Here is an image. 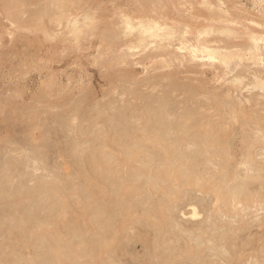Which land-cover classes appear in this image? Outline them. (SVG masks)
<instances>
[{
  "label": "rangeland",
  "instance_id": "obj_1",
  "mask_svg": "<svg viewBox=\"0 0 264 264\" xmlns=\"http://www.w3.org/2000/svg\"><path fill=\"white\" fill-rule=\"evenodd\" d=\"M43 1L12 0L11 3V0H0V109L2 108L0 110L1 168V163L3 164L6 160L3 168H0V170H2L0 171V183H2L0 184V189L2 187L6 188V186L10 188L11 185V191L14 190L16 192L15 194V192L13 193V191H8L10 190L8 188V190L2 188L1 190L5 193L0 190V192L4 193H0V204L2 202V204H6L7 206V203L9 201V203H14L13 198L15 200L16 196L19 195L17 198L23 199H20L18 201V204L13 205V207L15 206V209H20V205L24 204V200L26 204H24L25 206H23H28L27 210H25L22 206L20 210H15L14 208H11V203L9 204V210L6 206L3 207L2 205H0L1 212L4 211L7 214L9 213V216L7 214L4 215V217L8 219L0 217L1 220L3 219L2 222H7L6 224H9L8 222L11 221L12 223L14 221V218L15 220L21 218V215L23 216V214H25L24 212L28 211V213L30 214L34 210H36L35 206L38 207L36 203L39 204L38 199L41 200L42 196L44 198L45 193L41 195V192L43 190L47 192V187H45L44 181H50L49 179H51V181L54 182L58 181V179L60 178L59 180H61V182L63 181V183L60 182L61 184H64L65 187L67 184L66 188H69L68 190H70V188L72 187V190L74 191L80 188L79 185L82 189V185L84 184L83 179L87 174L95 171L98 175L99 171L103 169L101 172L103 173L104 171V175L100 172L101 175H103L102 177H100L102 181H100L99 177L96 180V182L99 181V184L107 186L109 188L110 186H108V184L106 183L108 181L110 182V180H112L111 183L113 185L111 183L109 185H112L114 187L117 185L116 183L119 184L123 181L128 184H130L132 181H138V184L141 186V191L143 189L142 192L145 196L139 197L138 194L140 193V191L136 195V204L139 208L130 211L131 213L128 216L130 221L128 220L127 222H124V225H121V229L118 230V232L115 231L114 239L116 243H113L111 247H113L116 252H114L115 254L113 255H111L112 253L108 254L111 252L110 250V252H106V255H103V259L105 261L103 260L104 262L102 261V264H106V262L108 264H165L167 261L168 262L166 264H264V191H262L264 190V170H262L264 169V61H260L264 60V39L261 34L262 32H264V0H51L50 3H46V1ZM20 3L23 4L22 7L20 6ZM44 4H48V6L52 8V20L49 21V19L46 18L43 22H39V19H35V12L40 9L39 6H44ZM151 5L154 7H152ZM16 8L21 9L16 10ZM141 11L145 12V18L141 16ZM12 14L14 15L12 16ZM127 15H129L131 18H129ZM121 19L128 20V22H126L125 20L124 22H122ZM143 24H145L146 26ZM226 29H229L232 32L228 33L224 31ZM47 35L48 38L46 37ZM201 43L208 45L211 49L216 48L221 51V53L224 55L223 58H225L228 63L226 64L223 59L217 56L218 54L216 53L215 54L217 58H210L206 52H196L194 54L192 51H190V49L187 48L191 44L201 45ZM257 53L260 54V60H258V58L254 56ZM196 57L197 59H192ZM258 81L260 82V84H257ZM227 99L231 100L230 103ZM236 102L239 105H237ZM162 103L164 104L162 107L164 108L165 106V109H167V116L166 114H163L165 118L161 117L162 113L160 106L162 105ZM223 107L226 108L223 109ZM165 109L163 110L164 113H166ZM149 110L151 111L149 112ZM232 110L237 113L236 116H233V114L235 113L232 112ZM100 111H102L103 113H101ZM228 112L230 114V117L227 116ZM96 113H101L104 117L100 116L101 114L97 115ZM158 113L160 116L158 115ZM200 113L202 116H204V118L199 115ZM243 113L247 114L243 115ZM151 115H158V119L154 120L155 117L153 118V116ZM148 116L150 117L152 124L150 122H147L148 120L146 119L148 118ZM182 116L186 117L183 118ZM245 116L246 118L243 121V117ZM96 117H99V119ZM255 117L258 120H256ZM109 118L111 120H108ZM232 118L234 120H232ZM9 119L10 123L8 124ZM103 119L105 121H103ZM115 119L118 120L117 122L119 123L120 127L118 126V123H116V121H113L114 123L112 122V120ZM250 119L253 122H256H254V124H251L253 122H251ZM106 120H108L107 123ZM197 120L200 121L203 126L200 125ZM209 121H211V123ZM80 122L82 124H80ZM242 122L244 123V125ZM197 124L199 126H197ZM111 125H113L112 130L115 128V126L117 127L113 130L114 133H117V135H122L125 133L126 135L124 136L126 138L128 137L126 140L130 144L126 143L127 141L123 137V140L126 141H123V143L125 142L126 144L121 143L122 147H125L127 144L131 146L132 141L138 144L136 145L135 143H133L131 148L135 151L137 150V154L134 152V150H132L135 153L133 154L135 157L133 158L135 162L133 159L132 162H129L131 164L126 163L127 165L125 163H122L121 161L119 162V160L125 158V156L122 155L123 153L119 146H116L115 148V145L112 144L111 147L110 144V146H107L106 148L104 147L105 149L102 148V154L104 155L103 157L107 159L106 161L108 162V165L105 162L103 163V165L106 164L104 167L101 164L103 167L102 168L98 163H94L100 169L99 170L96 168L94 170L92 169L94 164L91 162V160L93 159H90V156H87V161L85 159V154L88 153L87 155H90L95 150H99L98 147L101 146H99L98 143L100 140H102L101 138H104L106 136L104 132L105 127H111ZM208 125L210 127H208ZM216 125L217 127H220V125L222 127L216 128ZM144 126L153 127L155 128L154 130L157 133L168 135L171 139L174 138L175 140L172 139L174 141L173 144L171 143L172 145L170 144V147L175 148L171 149H176L181 153L184 152L191 155V159L189 160L190 163L194 165L196 164L194 166L195 168L197 166L196 171H199L198 173L201 172L199 174L201 179L199 182L200 184H193L194 182L191 183L190 181V185L186 183L188 182L187 178L189 177V174L181 175L182 177L179 176V178L177 179L172 177L170 178L168 175H166L167 177H162L166 173L164 171L167 170L166 168H168V166L176 156L174 157L172 156L173 154L171 155L167 152V148L169 147L168 142L170 140L165 141L166 144L163 141L162 144L157 145H155L154 143L152 144V142H146L144 140H141L142 142L140 141L139 143V141L137 140L139 138L137 136H142V133H145V131L142 130L144 129ZM215 128L216 130L214 131H219L220 129L221 138H224L223 143H221L222 141H219L220 143L214 142L215 145L213 143V147L217 149L216 151H218V153H216L214 148L211 149V147H207L206 149L203 140L201 142L202 133L205 134L204 132H206L205 130L207 129H209L207 131H211L210 129H212L213 131V129ZM224 128H226L229 135H225ZM38 129L40 130L38 131ZM50 129L53 130L51 131ZM178 129H183L184 131H178ZM185 129H188V131L186 130V133ZM202 129L204 131H202ZM43 131L45 132L42 133ZM89 131H91V135ZM128 131L131 132L128 133ZM164 132H167V134H164ZM81 133L83 134V136L80 135ZM242 133H245L246 136ZM76 134L78 135L75 136ZM87 136L89 138H86ZM116 136H113L114 140L116 139ZM40 137L46 138L47 140H42ZM181 137L183 140L181 139ZM188 137L190 139H188ZM193 137H201V139L198 140L196 138L197 140L193 141L191 140ZM246 137L249 138L247 139ZM30 139H32L33 141ZM38 139L41 141H38ZM87 139L91 140H88V142ZM28 140L31 143L30 145L28 143ZM198 141H200L201 143ZM177 142H179V144ZM187 142H189L190 144ZM249 142L252 143L250 144V146ZM73 143L75 147L73 146ZM77 144L80 146H78ZM165 145L166 147L164 150L163 147ZM133 146L135 147L133 148ZM140 146L142 149L140 148ZM69 147L71 149H69ZM109 147H111L112 149ZM117 147L119 150L117 149ZM78 148L82 153H80ZM80 148H82L83 151ZM195 149H197L198 153H196ZM224 151L225 154L223 153ZM74 152L75 154L76 152H79L76 155L79 154L83 156L79 158V156L77 157L74 155ZM165 152L167 153L165 154ZM210 152L216 154H211ZM39 153H41V155ZM160 153H162V155L164 156H162ZM208 153L211 155H209ZM228 156H231V159H229L230 161L225 160V157L226 159L229 158ZM46 157L48 159H46ZM193 157L194 159H196L195 161L194 159H192ZM78 158L81 160H79ZM82 158H84V160H82ZM7 160H12L13 163H11V161L10 163H8ZM208 160H210L211 162ZM248 160L250 161V163ZM14 161L18 162L17 165H19V162L20 164H23L19 165V167L14 166L16 164ZM89 161L92 165L87 164L89 163ZM79 162L80 165L78 164ZM251 162H254V164H252ZM165 163L167 164L166 166ZM198 163H200V165H203L205 163L207 164V167L205 165L200 166ZM10 164L13 166V168H11L12 166L10 167ZM82 164H85V166L81 167ZM121 165L123 166V168ZM88 166H91L90 169H88ZM118 166L122 170L119 169V171ZM228 166L231 168H229ZM9 167L10 170H14L15 168L17 169H15L14 171L11 170L12 172H9ZM221 167L224 169V171ZM84 168L86 170H84ZM158 168L160 169L159 171ZM146 169L148 170L147 173H145L147 171ZM161 170L163 171L160 172ZM235 170L239 171H236V173H234ZM137 171H139L140 174L135 175L136 178L134 177V181V178L131 176H134ZM114 172L117 175H115ZM141 172L147 175V178L145 174V176H141V179L143 181L140 179V175L142 174ZM222 172L226 173L222 175ZM1 173L6 174L2 175ZM11 173L13 177H11ZM149 173L152 175H150ZM252 173H256L255 176ZM81 174L84 176H82ZM105 175L111 176V179L108 178V180L105 177L107 180H105L106 183L103 180V177ZM220 175H222V179L220 178ZM248 175H252L253 177L251 176L252 178H249ZM120 177L122 178V181L120 180ZM153 177L154 179H152ZM230 177H234L233 180ZM4 178H6V180ZM143 178H146L145 181ZM156 178H158V180ZM225 178L226 183H224ZM7 179L9 180L7 181ZM114 180H116V182H113ZM117 180L119 181L117 182ZM152 180L154 181V183ZM220 180L223 181L220 182ZM4 181L7 182V185H5L6 183ZM51 181L49 183H51ZM141 181L142 184H140ZM10 182L11 184H8ZM20 182L24 184H22V187L20 186ZM42 182H44V184H42ZM148 182L155 184L157 187L149 185ZM157 182L158 184H156ZM163 182H165V184ZM182 182L184 184H182ZM219 182L222 183V185ZM243 182L245 183V185H252H249L250 187L248 185L245 187L247 193H245V190L242 191V189H244L242 188L244 187ZM17 183H19V186L16 185ZM15 185L18 189L14 188ZM34 185H36L35 188L38 187L39 191H35V189H33ZM158 185H161L162 187H159ZM237 185L239 188L238 190L236 189L237 187H233ZM74 186L76 187V189L73 188ZM41 187L44 189H42ZM229 187L231 189L230 191ZM19 188H22L21 190H23L22 195L17 193V190H19ZM24 188H28V190L25 191L26 189ZM110 188L112 189V187ZM151 188L154 190V192ZM155 188H158L159 190ZM86 189L83 186V190L85 191ZM144 189L146 190L144 191ZM83 190H77L75 193L77 198L74 199L78 202L80 201L77 206H79L78 208L81 209H79L81 211H79V215L82 214V217L80 216L79 218L78 215L77 217L79 218V221H72V224L76 223L77 225L83 226H78L76 228H78V230L82 229L81 231H84L83 233H85L86 229L84 228H87L89 223L90 225L92 223V225L97 224L95 221V216L98 213L96 212L97 214H93V218H90V215L95 212L94 209L97 210V205H99L100 203L102 204L104 200L108 201H105V204L103 203V208L98 206V212L101 213V211L105 210L107 211V213L105 214L104 211L103 214H101L99 218L97 217L96 219L100 220V222H103L104 220H107L108 214H111L108 220L112 222L113 219L110 220L112 214L116 213L117 210L119 211V209L121 208V203L119 204V199L121 202V198H117L116 191L114 192V194L113 189V191H110L112 192V194L108 192V194L106 193L105 195V193L103 194V191H101V188H98L97 190L96 188L93 189L95 191H88L87 189L84 192ZM81 191H83L82 194H80ZM125 191L124 194L127 193V191ZM227 191H229V193L233 191V193H236V195H238L235 196L236 198L234 197V199L230 197V199H228V197L227 199L224 197H220L219 192L225 193ZM27 192L30 194L33 192L34 194H29L26 198L25 195ZM152 192L153 195H151ZM244 193L247 195H245ZM72 194L74 195V193ZM90 194L91 196L93 195L92 198L88 197L90 196ZM159 194L162 195L160 196ZM250 194H252L253 196L252 199H250ZM47 195L52 194L49 193ZM47 195H45L44 200H42L43 203L41 202V204L39 205L40 208L38 207V210L34 211L33 214H35V212H37L35 215L40 214L44 211V207L45 209H47L46 206L48 205L50 200L52 202H50L49 205L52 204V208L48 206L49 210L43 213V215H48L50 211L53 212L55 210L58 205V198H56L55 196L53 197V195L48 196L50 198H46ZM240 195L244 196L243 199ZM2 196H4L5 198H3ZM8 196H10L11 198ZM76 196L71 195V199L75 198ZM162 196L164 198H162ZM31 197L33 198V200H31V202H28L31 204L34 203V209L33 206L31 207V204L27 205L28 202L26 200H28V198L29 200L32 199ZM150 197H152V199ZM138 198L140 203H138L137 201ZM34 199H37V202H35ZM45 199L47 200V202ZM116 199L118 200V204L120 206L116 204ZM167 199H169L170 202ZM74 200H72V202ZM172 200L174 201L172 202ZM261 200L263 202H260ZM111 201L116 203H113ZM110 202L113 203L112 205H114V207ZM158 202L159 204H164V207L162 208L164 214L162 215V217L157 216L160 219L155 217V215H157L155 210L159 209L157 208L159 207ZM45 203L47 205H45ZM107 203H110V205H108ZM171 203L172 205H170ZM42 204L45 206L43 207ZM143 204L144 206H146L145 208H143ZM80 205L86 212L80 207ZM84 205L86 206L85 208L83 207ZM108 207H110V209ZM31 209H33V211H31ZM137 210H139V214ZM140 210L142 211L141 214ZM13 211L17 212L15 213ZM10 212L13 214H11ZM84 212L87 213L86 216L88 217L84 215ZM148 212L149 214L147 215ZM28 213L26 212L27 215L22 217L23 219L21 218L22 221L19 225L21 226L23 222L24 224H26L29 220H31L25 226L26 229L29 230L32 225L29 223H33L32 219L34 220V218L31 219L28 216ZM14 214L16 215V217H11V215L14 216ZM18 214L19 216L17 218ZM31 216L34 217L33 215ZM27 217H29L30 219ZM66 217L58 220L56 219V222L53 221L52 225L54 226L52 227V225H48V230L47 228L43 227L44 230H47V233H45L44 236L42 235L43 237L40 236L41 238H39V241L38 239H35L37 238V236L34 237V240H31V243L32 241H38V248L36 249L35 247H33L28 250L25 249L24 251H21L18 245V243L20 244V241L22 240L21 232L24 230V224L22 226L23 230H21L17 229L14 226L17 224L16 222H13L14 224L10 223L9 225L11 226L9 227V225H3V223L0 221L2 223H0V236L2 237L3 235H5V237L0 238V256L2 253H4L1 258L2 260L0 259V264L1 261H3L8 256L10 257L6 258L2 264H5L7 260V264H17L18 259H20L18 264H33L32 259L34 260V264H47V260L49 261L50 258L46 259L45 256L47 255L49 257V255L48 253L45 254V251L47 252L49 250V241H46V243L48 242L49 245L48 248L46 247L48 250L44 249L46 243L43 242V244L40 241H42L43 238H49L47 240H52L50 239L52 235H48L51 227L53 232L50 230V234L57 231L56 236L55 234H53L55 236L53 240H60L61 238H63L62 241L65 239L68 241V239L71 237L70 235H72L71 239H74V235L76 234V231H78L74 227L76 225L73 224L74 226H71L72 218L68 216L67 220ZM84 217L85 219H83ZM143 217L144 219L146 217L145 221L143 220ZM88 218L92 220H88ZM138 218L139 222L138 220H135ZM9 219L11 220L9 221ZM27 219L29 220L27 221ZM108 220L107 223L109 222ZM167 220H170L172 222H167ZM68 221L70 227L68 226ZM84 222H89L86 223L87 227H84ZM104 222L106 223V221ZM92 225L88 228L94 227ZM6 227L9 228L8 230H10L12 227V229H14L13 231H15L13 232V234H9L11 238L8 237L7 233L9 231L6 230ZM54 227H56V230H53ZM156 227L158 229H156ZM70 228L74 230L71 231ZM41 230L43 229H40V231ZM44 230L42 231V233L44 232ZM3 231L6 234H1L3 233ZM72 232H75V234L73 235ZM155 233H157V235ZM47 235L48 237H46ZM177 236L180 237V239ZM13 237L17 240H15ZM206 239L207 241H205ZM43 240L45 241V239ZM176 240L177 242H175ZM34 242L32 244L36 246ZM187 243H189L190 245ZM38 244L41 245V248L43 245V252H41V249L39 250ZM53 244L54 241L51 246ZM153 244H155V246ZM199 244L203 248L200 247ZM114 246H116L117 249L114 248ZM163 246H166L167 248H164ZM10 248H13L12 250L16 248V250L14 251L11 250V253L14 252L12 254L13 258L12 255H9L11 254ZM185 249L188 252H186ZM34 251L36 252V255L34 253H31ZM7 252L9 253L8 256L5 255L7 254ZM37 253L41 256L40 259L35 257L37 256ZM117 253L118 256H116ZM149 253L154 254H152V256ZM189 253L191 255H189ZM19 254L21 257L19 256ZM41 254L45 255L44 258ZM107 254L109 255V257H106L108 256ZM193 254L197 256L195 257V255ZM33 256L36 259L33 258ZM189 256L192 259H190ZM72 258H74V261L72 260L70 262L69 259L67 261L69 262L68 264H89L88 259L92 261V257L90 255H85V257H77L78 261L77 259H75V257ZM111 258H113L115 262ZM29 259H31L32 262ZM203 259L205 260L203 261ZM26 260H29L28 262L31 263H27ZM37 260H41L42 262L40 261V263H37ZM107 260L110 261L108 262ZM170 261H172V263ZM62 263L64 262H61L60 264ZM93 263V261L90 262V264ZM55 264L59 263L56 262Z\"/></svg>",
  "mask_w": 264,
  "mask_h": 264
},
{
  "label": "bare ground",
  "instance_id": "obj_2",
  "mask_svg": "<svg viewBox=\"0 0 264 264\" xmlns=\"http://www.w3.org/2000/svg\"><path fill=\"white\" fill-rule=\"evenodd\" d=\"M9 1V0H8ZM19 1H21V0H19ZM43 1V0H42ZM44 1H46V3H50V1L51 0H44ZM43 1V2H44ZM13 2H15V1H13ZM18 2V1H17ZM97 2V1H96ZM11 3H12V0H11ZM11 3H10V5H11ZM40 3H41V1H40ZM40 3H39V5H40ZM16 4V3H15ZM21 4V3H20ZM20 4H18V5H20ZM104 4V3H103ZM157 4V3H156ZM159 4V3H158ZM8 5V4H7ZM180 5V4H179ZM21 7L23 6V4H21L20 5ZM152 6V5H151ZM168 6V5H167ZM182 6V5H181ZM15 7V6H14ZM18 7V6H17ZM40 7V9H38V11L37 12H35L36 13V17H35V19H39V22H43L44 21V19H49V21L50 20H52V8H50L49 6H48V4H44V6H39ZM141 7V6H140ZM152 7H154V6H152ZM18 8H16V10H17ZM21 9V8H20ZM20 9H18V10H20ZM6 10V9H5ZM146 11V10H145ZM19 12V11H18ZM142 13H141V16L142 17H144L145 18V16L144 15H146L145 14V12H143V11H141ZM152 12V11H151ZM12 13V12H11ZM19 14V13H18ZM126 14V13H125ZM155 14H157V13H155ZM204 14V13H203ZM14 14H12V16H13ZM17 15V14H16ZM60 15V14H59ZM150 15V14H149ZM162 15V14H161ZM213 15V14H212ZM18 16V15H17ZM129 18H131L129 15H127ZM141 16H140V18H141ZM153 16H155V15H153ZM200 16V15H199ZM210 16V15H209ZM15 17V16H14ZM58 17V16H57ZM60 17V16H59ZM127 17V18H128ZM134 17V16H133ZM197 17V16H196ZM16 18V17H15ZM33 18V17H32ZM87 18H88V16H87ZM90 18V17H89ZM143 18V19H144ZM119 19V18H118ZM122 20V19H121ZM125 20V19H124ZM124 20H122V22H124ZM192 20H194V19H192ZM197 20V19H196ZM20 21V20H19ZM126 22H128V20H125ZM33 22V21H32ZM25 23V22H24ZM129 23H130V21H129ZM31 24V23H30ZM29 24V25H30ZM38 24H40V23H38ZM50 24V23H49ZM120 24V23H119ZM126 24V23H125ZM36 25V24H35ZM89 25V24H88ZM143 25H145V24H143ZM33 26V25H32ZM40 26V25H39ZM85 26V25H84ZM90 26V25H89ZM146 26V25H145ZM144 26V27H145ZM225 26V25H224ZM44 27V26H43ZM92 27V26H91ZM143 27V28H144ZM36 28V27H35ZM38 28H40V27H38ZM87 28H89V27H87ZM142 28V29H143ZM148 28V27H147ZM19 29V28H18ZM105 29V28H104ZM145 30V29H144ZM43 31V30H42ZM51 31V30H50ZM146 31V30H145ZM224 31H226V32H228V33H231L232 31H230L229 29H226V30H224ZM10 32V31H9ZM37 32V31H36ZM40 32V31H39ZM45 32V31H44ZM4 33V32H3ZM17 33V32H16ZM82 33V32H81ZM141 33V32H140ZM45 34V33H44ZM48 34V33H47ZM262 34V37H263V39H264V32H262L261 33ZM33 35V34H32ZM54 35V34H53ZM78 35V34H77ZM47 38H48V35L46 36ZM54 37V36H53ZM75 39V38H74ZM58 40V39H57ZM50 41H52V40H50ZM75 41V40H74ZM34 42V41H33ZM72 45V44H71ZM75 46V45H74ZM188 49H190V51H192L194 54L196 53V52H206L208 55H209V57L210 58H214V57H216V54H218L217 56L219 57V58H221V59H223L224 61H225V63L227 64L228 62L226 61V59L225 58H223V54L221 53V51H219L218 49H216V48H214V49H211L208 45H206V44H202L201 43V45L200 44H191L190 46H188L187 47ZM114 52V51H113ZM61 53V52H60ZM192 53V54H193ZM216 53V54H215ZM215 54V55H214ZM190 55V54H189ZM191 56V55H190ZM189 56V57H190ZM195 56V55H194ZM256 58H258V60H260L261 59V57H260V54L259 53H257V54H255L254 55ZM262 56V55H261ZM192 57H193V55H192ZM263 57V56H262ZM217 58V57H216ZM192 59H197V57L196 58H192ZM264 59V58H263ZM217 60V59H216ZM260 61H264V60H260ZM222 62V61H221ZM264 64V63H263ZM263 83V82H262ZM257 84H260V82L258 81V83ZM264 88V87H263ZM226 93V92H225ZM230 93V92H229ZM225 95V94H224ZM229 95V94H228ZM231 95V94H230ZM217 96V95H216ZM215 97V96H214ZM219 97V96H218ZM165 99V98H164ZM216 99V98H215ZM214 99V100H215ZM226 99V98H225ZM91 100V99H90ZM218 100V99H217ZM220 100V99H219ZM224 100V99H223ZM228 100V99H227ZM226 101V100H225ZM229 101V103H230V99L228 100ZM237 101V100H236ZM215 102H218V101H215ZM237 103V102H236ZM217 104V103H216ZM4 105V104H3ZM102 105V104H101ZM164 104L162 103V105L160 106V109H161V117H164L163 116V114H166V116H167V109H165V106H164V108L162 107ZM200 105V104H199ZM219 105V104H218ZM237 105H239L238 103H237ZM220 106V105H219ZM222 106H223V104H222ZM4 107V106H3ZM218 107V106H217ZM54 108V107H53ZM89 108V107H88ZM198 108V107H197ZM200 108V107H199ZM220 108H222V107H220ZM224 108H226V107H223V109ZM2 109V108H1ZM0 109V110H1ZM154 109V108H153ZM152 109V110H153ZM166 110L165 112L166 113H164L163 112V110ZM194 109H195V107H194ZM239 109H240V107H239ZM93 110V109H92ZM158 110V109H157ZM226 110V109H225ZM228 110V109H227ZM151 110H149V112H150ZM185 111V110H184ZM222 111V110H221ZM224 111V110H223ZM237 111V110H236ZM77 112V111H76ZM96 112V111H95ZM97 112H98V110H97ZM101 113H103L102 111H100ZM232 112H234V110H232ZM246 112V111H245ZM101 113H96L97 115L99 114H101ZM160 113V112H159ZM159 113H158V115H159ZM181 113V112H180ZM223 113V112H222ZM231 113V112H230ZM235 113V112H234ZM240 113V112H239ZM75 114V113H74ZM139 114V113H138ZM142 114V113H141ZM187 114V113H186ZM192 114V113H191ZM203 114V113H202ZM226 114V113H225ZM236 114L237 113H235V114H233V116L235 115L236 116ZM245 113H243V115H244ZM247 114V113H246ZM245 114V115H246ZM16 115V114H15ZM73 115V114H72ZM145 115V114H144ZM158 115H156V116H154V115H151V116H153V118H154V120L155 119H158L157 118V116ZM193 115V114H192ZM191 115V116H192ZM197 115V114H196ZM199 115H201V113L199 114ZM77 116V115H76ZM100 116H102V117H104L103 116V114H101ZM160 116V115H159ZM202 116V115H201ZM227 116H229L230 117V114H229V112L227 113ZM238 116V115H237ZM264 116V115H263ZM26 117V116H25ZM89 117H90V114H89ZM118 117V116H117ZM183 117V116H182ZM186 117V116H185ZM185 117H183V118H185ZM203 118H204V116H202ZM242 117V116H241ZM249 117V116H248ZM261 117V116H260ZM27 118V117H26ZM82 118V117H81ZM96 118H98L99 119V117H96ZM153 118H152V120H153ZM165 118V117H164ZM223 118H224V116H223ZM227 118V117H226ZM234 118V117H233ZM232 118V120H234ZM239 118V117H238ZM245 118H246V116L245 117H243V121L245 120ZM256 118V117H255ZM65 119V118H64ZM71 119V118H70ZM117 119H119V118H117ZM177 119V118H176ZM190 119H193V118H190ZM197 119H198V117H197ZM240 119V118H239ZM242 119V118H241ZM247 119H249V118H247ZM89 120V119H88ZM108 120H111L110 118L108 119ZM108 120H106V123L108 122ZM146 120H148L147 122H152L151 121V119H150V117L148 116V118L146 119ZM201 120H202V118H201ZM224 120V119H223ZM251 120V119H250ZM256 120H258L257 118H256ZM65 121V120H64ZM84 121V120H83ZM86 121V120H85ZM103 121H105L104 119H103ZM115 122L116 121V123H118L117 121L118 120H112V122ZM157 121V120H156ZM198 121V120H197ZM226 121V120H225ZM239 121V120H238ZM242 121V120H241ZM240 121V122H241ZM249 121V120H248ZM248 121H246V122H248ZM113 122V123H114ZM154 122V121H153ZM166 122V121H165ZM170 122V121H169ZM176 122V121H175ZM196 122V121H195ZM199 123H200V121H198ZM210 123H211V121H209ZM218 122V121H217ZM229 122H231V121H229ZM251 122H253L252 120H251ZM250 122V123H251ZM254 122H256V121H254ZM254 122L253 123H251V124H254ZM10 123V119H9V122H8V124ZM76 123V122H75ZM105 123V124H106ZM143 123V122H142ZM141 123V124H142ZM184 123V122H183ZM243 123V122H242ZM44 124V123H43ZM68 124V123H67ZM80 124H82L81 122H80ZM88 124H89V122H88ZM110 124V123H109ZM147 124H149V123H147ZM152 124V123H151ZM159 124H161V123H159ZM191 124V123H190ZM192 124H194V123H192ZM177 125V124H176ZM200 125H202L201 123H200ZM228 125V124H227ZM227 125H224V126H227ZM238 125V124H237ZM243 125H244V123H243ZM249 125V124H248ZM37 126V125H36ZM38 126H40V125H38ZM42 126V125H41ZM45 126V125H44ZM48 126V125H47ZM75 126V125H74ZM80 126V125H79ZM103 126V125H102ZM118 126H119V123H118ZM131 126V125H130ZM180 126V125H179ZM191 126V125H190ZM197 126H199L198 124H197ZM203 126V125H202ZM205 126V125H204ZM229 126V125H228ZM263 126V125H262ZM43 127V126H42ZM41 127V128H42ZM76 127V126H75ZM82 127H84V126H82ZM104 127V126H103ZM112 127H113V125H111V127L110 126H106L105 127V130H104V132H105V134H106V136L104 137V138H101L102 140H98L99 141V146H101V147H98L99 148V150H95L93 153H91L90 155H87V154H85L86 155V157H85V159L88 161V159H87V156L90 158V159H93V160H91V162L94 164V163H98L99 165H103V163H107V165H108V162L106 161L107 159H105V157H103L104 155L102 154L103 152V150H102V148H106L107 146H110V144H111V147H112V144L113 145H115V148H116V146H119L120 147V149H121V151H122V155L123 156H125V158H122L121 160H119V162L121 161L122 163H128V164H131V163H129V162H132V159L133 158H135L134 157V155L133 154H135L136 152H137V150L135 151L134 149H131L132 148V144L133 143H135V142H131V146L130 145H128V144H130V143H128V141L126 140L127 138L124 136V135H126L125 133L124 134H122V135H120V134H118L117 135V133H114L113 132V130L114 129H116L117 127L115 126V128L112 130ZM120 127V126H119ZM185 127V126H184ZM183 127V128H184ZM194 127V126H193ZM193 127H191V128H193ZM201 127V126H200ZM208 127H210L209 125H208ZM219 127V126H218ZM217 127V125H216V128H218ZM222 126L220 125V127L219 128H221ZM231 127V126H230ZM245 127H246V125H245ZM258 127H259V125H258ZM81 128V127H80ZM79 128V129H80ZM95 128V127H94ZM126 128H129V127H126ZM130 128H133V127H130ZM135 128V127H134ZM142 128V127H141ZM177 128V127H176ZM180 128V127H179ZM187 128V127H186ZM195 128V127H194ZM197 128H199V127H197ZM197 128H196V130H197ZM207 128V127H206ZM216 128L215 129H213V131H212V129H210L211 131H207V130H209V129H207V130H205L206 132H204L205 134H203L202 133V139H201V137L200 138H197V137H193L191 140H193V141H195V140H200L201 139V142H202V140H203V142L205 143V145L204 146H206V149H207V147H211V149L212 148H214L213 147V143L215 142H221V143H223V139L221 138V135H220V129H219V131L217 130V131H214V130H216ZM260 128H261V125H260ZM30 129V128H29ZM43 129V128H42ZM45 129V128H44ZM103 129V128H102ZM122 129V128H121ZM155 128H153V127H149V126H144V129H142V130H144L145 131V133L143 132L142 134V136H137L136 134V136L139 138V139H137L138 141H139V143H140V141L142 140H144V141H148V142H152V144L154 143L155 145H157V144H162V142L164 141V143H165V141H169L168 142V144H169V147H170V144L172 143L173 144V141L175 140L174 138H172V139H174V140H172L171 138H170V136H168V135H163V133H157L155 130H154ZM157 129V128H156ZM170 129V128H169ZM181 129V128H180ZM180 129H178V131L180 130ZM188 129H190V128H188ZM188 129H185V133H186V130L188 131ZM225 130H226V128H224ZM264 129V128H263ZM35 130V129H34ZM40 129H38V131H39ZM51 130V129H50ZM53 130V129H52ZM51 130V131H52ZM132 130V129H131ZM173 130H175V129H173ZM183 130V129H182ZM182 130H180V131H182ZM193 130H195V129H193ZM192 130V131H193ZM224 130V132H225V135L226 134H228L229 135V133L227 132V130L225 131ZM251 130V129H250ZM257 130V129H256ZM260 130V129H259ZM47 131H49V130H47ZM78 131V130H77ZM94 131V130H93ZM96 131V130H95ZM111 131H112V133L113 134H116V135H113L112 133H111ZM115 131H117V130H115ZM124 131H126V130H124ZM139 131H140V129H139ZM184 131V130H183ZM191 131V132H192ZM200 131V130H199ZM202 131H204L203 129H202ZM249 131V130H248ZM45 131H43L42 133H44ZM90 132V135H91V131H89ZM122 132V131H121ZM131 132V131H130ZM129 131H128V133H130ZM142 132V131H141ZM176 132V131H175ZM190 132V133H191ZM227 132V133H226ZM229 132H230V129H229ZM245 132V131H244ZM40 133H41V131H40ZM93 133V132H92ZM174 133V132H173ZM172 133V134H173ZM197 133V132H196ZM195 133V134H196ZM207 133V134H206ZM223 133V132H222ZM240 133H241V131H240ZM46 134V133H45ZM52 134H53V132H52ZM83 134H84V132H83ZM83 134L81 133L80 135H82L83 136ZM134 134V133H133ZM164 134H167V132L165 133L164 132ZM243 135L245 134V133H242ZM23 135V134H22ZM78 134H76L75 136H77ZM129 135V134H128ZM171 135V134H170ZM180 135V134H179ZM200 135V134H199ZM28 136V135H27ZM43 136V135H42ZM113 136L115 137L116 136V139L114 140V138H113ZM245 136H246V134H245ZM248 136V135H247ZM17 137V136H16ZM44 137V136H43ZM123 137H124V139L127 141H125V140H123ZM135 137V136H134ZM180 137V136H179ZM21 138V137H20ZM41 138V137H40ZM78 138V137H77ZM86 138H89L88 136L86 137ZM94 138H95V135H94ZM197 138V139H196ZM247 138V137H246ZM249 138V137H248ZM247 138V139H248ZM42 140L43 139H45V140H47L46 138H41ZM73 139V138H72ZM98 139V138H97ZM181 139H182V137H181ZM181 139H179V140H181ZM185 139V138H184ZM188 139H190L189 137H188ZM222 139V140H221ZM226 139V138H225ZM231 139V138H230ZM246 139V140H247ZM30 140H32V139H30ZM88 140H91V139H87V141ZM133 140H135V139H133ZM136 140V141H137ZM183 140V139H182ZM3 141V140H2ZM29 141V140H28ZM33 141V140H32ZM31 141V142H32ZM38 141H41V140H39L38 139ZM76 141V140H75ZM85 141V140H84ZM123 141H125L126 143H128L125 147L123 146L122 147V144H124L123 143ZM141 141V142H142ZM172 141V142H171ZM178 141V140H177ZM35 142V141H34ZM46 142V141H45ZM52 142V141H51ZM89 142V141H88ZM92 142H94V141H92ZM198 142H200V141H198ZM197 142V143H198ZM200 142V143H201ZM219 142V143H220ZM243 142V141H242ZM246 142V141H245ZM252 142V141H251ZM251 142H249V146H250V144H252ZM19 143H21V142H19ZM29 143V145L31 144L30 143V141L28 142ZM41 143V142H40ZM77 143V142H76ZM84 143V142H83ZM83 143H82V145H83ZM122 143V144H121ZM125 143V144H126ZM178 144H179V142H177ZM181 143V142H180ZM187 143H189V142H187ZM186 143V144H187ZM196 143V144H197ZM215 143H214V145H215ZM218 143V144H219ZM224 143H225V140H224ZM247 143V142H246ZM71 144V143H70ZM78 144H80V143H78ZM77 144V145H78ZM94 144H96V143H94ZM136 145H138L137 143H135ZM166 144V143H165ZM171 144V145H172ZM175 144V143H174ZM177 144V145H178ZM190 144V143H189ZM231 144V143H230ZM244 144V143H243ZM76 145V146H77ZM85 145V144H84ZM146 145V144H145ZM144 145V146H145ZM193 145V144H192ZM195 145V144H194ZM246 145V144H245ZM248 145V144H247ZM46 146V145H45ZM73 146H74V143H73ZM78 146H80V145H78ZM77 146V147H78ZM86 146V145H85ZM129 146V147H128ZM149 146V145H148ZM160 146V145H159ZM163 146V145H162ZM179 146V145H178ZM75 147V146H74ZM93 147V146H92ZM111 147H109V148H111ZM114 147V146H113ZM135 146H133V148H134ZM146 147V146H145ZM156 147V146H155ZM165 147H166V145L163 147V149L165 150ZM167 148V152L169 153V154H173L172 156H176L173 160H172V162L170 163V165L168 166V168H166V169H164V170H166V171H164V172H166L165 174H164V176H162V173H161V176L162 177H167L166 175H168L170 178L172 177V178H179V176L180 177H182L181 175H184V174H189L188 176V178H187V181L188 182H186V183H188L189 184V181L192 183V182H194L193 184H200L199 182H200V176H199V174L201 173H198L199 171H196V168H197V166H196V168L194 167L195 165L194 164H191L190 163V159H191V155L189 154V153H184L183 152V148H182V152L183 153H181L180 151H177L176 149V151L174 150V149H171V148H175V147H170V148ZM217 147V146H216ZM243 147H244V145H243ZM243 147H242V149H243ZM248 147V146H247ZM87 148V147H86ZM104 148V149H105ZM140 148H141V146H140ZM140 148H139V150H140ZM31 149V148H30ZM69 149H71L70 147H69ZM73 149V148H72ZM80 149H82V148H80ZM112 149V148H111ZM111 149H110V151H111ZM117 149H118V147H117ZM136 149V148H135ZM142 149V148H141ZM146 149H149V148H146ZM180 149H181V147H180ZM204 149V148H203ZM215 149V151L217 150L216 148H214ZM229 149V148H228ZM32 150V149H31ZM40 150V149H39ZM74 150V149H73ZM72 150V151H73ZM78 150H79V148H78ZM90 150V149H89ZM93 150V149H92ZM114 150V149H113ZM112 150V151H113ZM119 150V149H118ZM132 150H134V152L132 151ZM144 150V149H143ZM143 150H141V151H143ZM159 150H161V149H159ZM163 150V151H164ZM179 150V149H178ZM196 150V153H198L197 152V149H195ZM209 150V149H208ZM71 151V150H70ZM77 151V150H76ZM80 151V150H79ZM82 151H83V149H82ZM85 151V150H84ZM146 151V150H145ZM144 151V152H145ZM150 151V150H149ZM162 151V152H163ZM202 151V150H201ZM212 151V150H211ZM214 151V152H215ZM228 151V150H227ZM226 151V152H227ZM106 152V151H105ZM167 152H165V154L167 153ZM200 152V151H199ZM229 152V151H228ZM244 152H246V151H244ZM248 152H249V150H248ZM77 153H79V152H76V154ZM80 153H82L81 151H80ZM107 153V152H106ZM109 153V152H108ZM116 153V152H115ZM118 153V152H117ZM143 153V152H142ZM149 153V152H148ZM164 153V152H163ZM193 153H195V152H193ZM192 153V154H193ZM204 153H205V151H204ZM203 153V154H204ZM211 153V152H210ZM216 153H218V151H216ZM216 153H211V154H216ZM224 154H225V151L223 152ZM40 155H41V153H39ZM45 154V153H44ZM75 154V152H74V155L75 156H79V158L81 157V156H83V155H76ZM137 154V153H136ZM140 154H141V152H140ZM150 154V153H149ZM148 154V155H149ZM161 155H162V153H160ZM209 154V153H208ZM211 154H209V155H211ZM72 155V154H71ZM168 155V154H167ZM170 155V156H171ZM195 155V154H194ZM219 155H221V154H219ZM247 155V154H246ZM26 156V155H25ZM115 156V155H114ZM162 156H164V155H162ZM199 156V155H198ZM206 156V155H205ZM225 156V155H224ZM241 156V155H240ZM245 156V155H244ZM244 156H243V158H244ZM143 157V156H142ZM201 157V156H200ZM226 157H227V155H226ZM226 157H225V160H229V159H231V156L228 158V159H226ZM248 157V156H247ZM13 158V157H12ZM42 158V157H41ZM78 158V159H79ZM109 158V157H108ZM170 158V157H169ZM199 158V157H198ZM210 158V157H209ZM26 159V158H25ZM46 159H48L47 157H46ZM45 159V160H46ZM50 159V158H49ZM75 159V158H74ZM89 159V160H90ZM116 159H117V157H116ZM192 159H194V157L192 158ZM202 159V158H201ZM18 160V159H17ZM20 160V159H19ZM27 160H28V158H27ZM26 160V161H27ZM77 160V159H76ZM79 160H81V159H79ZM82 160H84V158H82ZM134 160V159H133ZM136 160H137V158H136ZM196 159H194V161H195ZM224 160V159H223ZM223 160H222V162H223ZM224 160V161H225ZM246 160H247V158H246ZM6 161V160H5ZM5 161H4V163L2 164L1 163V166H2V168H3V165L5 164ZM11 161V163H13V161L12 160H10ZM10 161H8L7 160V162L8 163H10ZM22 161H24V160H22ZM21 161V162H22ZM110 161V160H109ZM144 161V160H143ZM166 161V160H165ZM198 161V160H197ZM202 161H204V160H202ZM208 161H210V160H208ZM230 161V160H229ZM232 161V160H231ZM249 161V160H248ZM6 162V163H7ZM16 164L14 165V166H18L19 167V165H22V164H20V162H19V165H17V163L18 162H16V161H14ZM32 162V161H31ZM74 162V161H73ZM72 162V163H73ZM78 162V161H77ZM82 162V161H81ZM116 162V161H115ZM134 162H135V160H134ZM139 162V161H138ZM141 162V161H140ZM145 162V161H144ZM148 162V161H147ZM193 162V161H192ZM211 162V161H210ZM221 162V163H222ZM7 163V164H8ZM84 163V162H83ZM118 163V162H117ZM143 163V162H142ZM196 163V162H195ZM231 163V162H230ZM249 163H250V161H249ZM252 163V162H251ZM6 164V165H7ZM28 164V163H27ZM79 165H80V162L78 163ZM88 165H92V164H90V161H89V163H87ZM110 164V163H109ZM111 164H112V162H111ZM199 165H200V163H198ZM212 164V163H211ZM210 164V165H211ZM226 164V163H225ZM225 164H224V166H225ZM252 164H254V162L252 163ZM259 164H261V163H259ZM64 165V164H63ZM62 165V166H63ZM74 165V164H73ZM102 165H101V167H102ZM106 165V164H105ZM105 165H103V167L105 166ZM127 165V164H126ZM162 165H163V162H162ZM167 164L165 163V166H166ZM203 165H207V164H203ZM203 165H200V166H203ZM223 165V164H222ZM251 165V164H250ZM258 165V164H257ZM12 165L10 164V167H11ZM85 166V164H82L81 165V167H84ZM96 165L94 164L93 165V168L92 169H99L97 166L95 167ZM122 166V165H121ZM142 166V165H141ZM253 166V165H252ZM10 167H9V169H8V171L10 170ZM25 167H26V165H25ZM90 167L91 166H88V169H90ZM102 167V168H103ZM113 167H115V166H113ZM132 167V166H131ZM134 167V166H133ZM138 167V166H137ZM148 167V166H147ZM207 167V166H206ZM208 167H209V165H208ZM229 167V166H228ZM257 167V166H256ZM1 168V167H0ZM1 168V169H2ZM11 168H13V166L11 167ZM79 168V167H78ZM86 168V167H85ZM84 168V170H86ZM122 168H123V166H122ZM127 168H128V166H127ZM163 168H164V166H163ZM222 168V167H221ZM229 168H231V167H229ZM247 168H249V167H247ZM250 168H252V167H250ZM15 169H17V168H15ZM14 169V170H15ZM64 169V168H63ZM105 169V168H104ZM120 168H119V166H118V170H119ZM223 169V168H222ZM259 169V168H258ZM12 171H14L13 169H11ZM9 171V172H12V171ZM83 170V169H82ZM100 170V169H99ZM103 170V169H102ZM101 170V171H102ZM116 170V169H115ZM120 170H122V169H120ZM119 170V171H120ZM128 170V169H127ZM131 170V169H130ZM133 170V169H132ZM141 170V169H140ZM147 170V169H146ZM160 169L158 168V171H159ZM198 170V169H197ZM220 170V169H219ZM227 170H228V168H227ZM230 170V169H229ZM262 170H264V169H262ZM0 171H2V170H0ZM7 171V172H8ZM19 171V170H18ZM101 171H99V173L101 172ZM118 171V172H119ZM142 171V170H141ZM163 170H161L160 172H162ZM223 171H224V169H223ZM232 171V170H231ZM236 171H239V170H235V172L234 173H236ZM245 171V170H244ZM247 171V170H246ZM252 171V170H251ZM8 172V173H9ZM85 172V171H84ZM88 172V171H87ZM97 172H98V170H97ZM106 172V171H105ZM122 172V171H121ZM139 171H137L136 172V174H134V176H131V177H135L136 178V176L135 175H139L140 174V172L138 173ZM145 172V171H144ZM148 172V170L145 172V173H147ZM163 172V173H164ZM212 172V171H211ZM228 172V171H227ZM240 172H242V171H240ZM248 172V171H247ZM254 172H255V170H254ZM67 173V172H66ZM72 173V172H71ZM98 173V175H97V173L95 172V171H92L91 173H89V174H87L85 177H84V179H83V185H82V189H81V186L79 185V187L80 188H78L77 190L79 191V190H83V186L85 187V189L87 188L88 189V191H90V190H92V191H95V190H93V189H95L96 188V190L98 189V188H101V191H103V194L105 193V195H106V193L108 194V192H110V191H113V189H114V191H113V193L116 191V195H117V198H121V202H120V199H119V204L121 205V208L119 209V211L117 210V212L116 213H114V214H112V217H111V219L110 220H112V222H110L109 220H108V218H109V216H111V214L109 215L108 214V217H107V220L109 221L108 223H107V220H104V221H106V223L103 221V222H100V220H97L96 218L98 217L99 218V216L101 215V214H103V212L105 211H101L100 209V211H101V213H99L98 212V206H100V207H104L103 206V203L105 204V201L107 202L108 200H104V202H102V204L100 205H97V210H95L94 209V211L95 212H93L91 215H90V218L92 217V215L93 214H95L96 212L98 213H96L97 215L95 216L96 218H95V221H96V223L97 224H95V222H94V224L95 225H92V226H94V227H92V228H88V227H91V225H90V223L89 222H86V223H89V225H88V227H87V224L84 222L83 224H84V227H87V228H84V229H86V232L85 233H83L81 230L82 229H79L78 230V228H76V227H78V226H80V227H83V226H81V225H77L76 223L74 224V225H76V226H74L73 224H72V221L73 222H78L79 221V218H80V216L82 215V214H80L79 215V211L81 210L80 208H78L79 206H77V204H79V202L77 201V200H74V199H76L77 198V196H76V191L77 190H72V187L70 188V190H68L69 188H66L67 187V184H66V187L64 186V184H61V183H63V181L61 182V180H59L58 179V181H54V182H52L51 181V179H49L50 181H51V183H49L50 181H44V180H42V181H44L45 182V184H44V182H42V184H44L45 185V187H47V192H49L50 194H52L53 195V197L55 196L56 198H58V205H57V207L55 208V210L52 212V211H50V213L49 212H47V213H49L48 215H43V213H45L47 210H49L48 209V206H52V204L51 205H49L50 204V202H52L51 200H50V202L48 203V205L45 203V205H47L46 206V208L47 209H45V205H43L42 204V206L44 207V211L43 212H41V210H40V214L42 215H40V214H37V215H35L37 212H35V214H33V212L34 211H37L38 210V207H39V205L41 204V202L43 203V201L42 200H44V198H45V195H47V194H49V193H47V192H45V190H43L42 192H41V195H43L44 193V198H43V196H42V198H41V200L40 199H38L39 201H38V203L39 204H37L36 203V205H38V207L37 206H35V205H33L34 203H29L28 201H30L31 202V200H33V198L32 199H30L29 200V198H28V200H26L28 203H27V205H30L31 204V207L33 206V209H34V206H35V209L36 210H34L33 211V209H31V211H33L32 213H30L31 215H33L34 217H32L29 213H28V211H26L27 213H28V216L32 219V218H34V220L32 219V221H33V223H29V224H32L31 225V227L29 228V226H28V228H29V230L28 229H26V224H28V222L29 221H31V220H29L30 218L29 217H27V218H29V219H27V221H25V222H27L26 224H24V222L21 224V226L19 225L20 223H21V221H22V217H24L25 215H27L26 214V212H24V211H22V212H24L25 214H23V216L21 215V218H18V216H19V214L17 215V218L18 219H16L15 220V218H14V221L13 222H16L15 224L16 225H14L17 229H21V230H23L22 232H21V241H20V244L18 243L19 242V240H18V245H19V247H20V249H21V251H24L25 249H31V248H33V247H35L36 249L38 248L37 247V242L39 241V238H41L40 236H44V234L45 233H47V230L49 229L48 228V225L50 226V225H52V223H53V221L54 222H56L58 219H62V218H64V217H66V219L68 220V216H70L71 218H72V220H71V226H74L75 228H76V230H78V231H76V234H75V232L73 233V235H74V239L72 238L71 239V237H72V235H70L71 237L68 239V241L66 242L65 240H63L62 241V239L63 238H59L60 240H57V239H54L53 240V238L56 236V232L55 233H52V234H50V232L52 231V227L54 226V225H52V227H51V231L49 230V234L48 235H52L51 237H50V239H52V240H47V239H49V238H43V239H45V241L42 239V241H40V242H44V243H46V241H49V245H50V247H49V245H48V242L45 244V248L43 247V245H42V248H44L45 250L47 249L48 251L46 252L45 251V254L46 253H48V255H49V257L46 255H42L43 256V258H44V256L46 257V259H49V261L47 260V264H55L56 262L57 263H61V262H64V263H66L69 259H70V262L73 260L74 261V258H72V257H75V259H77V257H80V256H84L85 257V255H90L91 257H92V261L95 263V264H100L104 259V257H103V255L105 254L106 255V252L108 253V251L110 252V253H108V254H111V255H113V254H115L114 252H116L115 251V249H113V247H111L112 246V244L113 243H116V241H115V237H114V233H115V231H117L118 232V230H120L121 229V225L124 223V222H127L128 220L130 221V219H129V215H130V211H132V210H134V209H138L139 207H138V205L136 204L137 202H136V199L137 198H135L136 197V195L139 193V191H140V193L143 191V189H142V191H141V186L138 184V181H135V178L133 179L135 182H131L130 184H128V183H125V181H123V182H120L119 184L118 183H116L117 185V187L115 188L114 186H112L113 184L111 183L112 182V180H110V182L108 183H106V181L108 180V178H110L111 179V176L109 175H105L104 177H103V180L105 181L106 180V178H107V180L105 181V183L106 184H108V186H110V187H112V189L109 187H107V186H104V185H101V184H99L98 182H96V180L98 179V177H99V179H100V181H102V179L100 178V177H102L103 175H104V171H103V175H101V173L99 174ZM113 173V172H112ZM124 173H126V172H124ZM135 173V172H134ZM142 173V172H141ZM145 173H142L141 175H140V179H141V176L142 175H144ZM157 173V172H156ZM202 173H204V172H202ZM213 173V172H212ZM223 174L222 175H224V173H226V172H222ZM230 173V172H229ZM228 173V174H229ZM262 173H263V171H262ZM2 174V173H1ZM6 174V173H5ZM5 174H2V175H5ZM86 174V173H85ZM109 174V173H108ZM114 174L115 175H117L115 172H114ZM113 174V175H114ZM133 174V173H132ZM131 174V175H132ZM150 174V173H149ZM148 174V175H149ZM160 174V173H159ZM254 176H255V174L256 173H252ZM1 175V176H2ZM11 175V177H13L12 176V173L10 174ZM82 175V174H81ZM101 175V176H100ZM114 175V176H115ZM146 175V174H145ZM144 175V176H145ZM150 175H152V174H150ZM222 175H220L221 177V179H222ZM231 175H232V173H231ZM230 175V176H231ZM234 175V174H233ZM236 175V174H235ZM241 175V174H240ZM243 175V174H242ZM259 175V174H258ZM263 175V174H262ZM82 176H84V175H82ZM113 176V177H114ZM119 176H122V175H119ZM160 176V177H161ZM249 176V178L252 176V175H248ZM261 176V175H260ZM10 177V178H11ZM15 177V176H14ZM54 177H56V176H54ZM61 177V176H60ZM81 177V176H80ZM106 177V178H105ZM130 177V176H129ZM143 177V176H142ZM149 177V176H148ZM156 177V176H155ZM159 177V176H158ZM183 177H185V176H183ZM186 177H187V175H186ZM228 177H229V175H228ZM253 177V176H252ZM251 177V178H252ZM263 177V176H262ZM83 178V177H82ZM105 178V179H104ZM117 178H118V176H117ZM121 178V177H120ZM146 178H147V175H146ZM145 178V179H146ZM151 178V177H150ZM205 178V177H204ZM223 178H224V176H223ZM230 178H232V177H230ZM234 178V177H233ZM233 178H232V180H233ZM254 178H256V177H254ZM1 179V178H0ZM5 180H6V178H4ZM125 179V178H124ZM139 179V178H138ZM139 179V180H140ZM144 179V178H143ZM145 179H144V181H145ZM152 179H154V177L152 178ZM157 180H158V178H156ZM163 179V178H162ZM165 179V178H164ZM183 179H186V178H183ZM182 179V180H183ZM9 179H7V181H8ZM53 180V179H52ZM121 181H122V178L120 179ZM126 180V179H125ZM129 180V179H128ZM131 180V179H130ZM142 180V179H141ZM228 180V179H227ZM264 180V179H263ZM103 181V182H104ZM119 180H117V182H118ZM143 181V180H142ZM142 181H141V183L140 184H142ZM148 181V180H147ZM153 181V180H152ZM161 181V180H160ZM165 181V180H164ZM205 181V180H204ZM223 181V180H222ZM221 180H220V182H222ZM226 181V178H225V180H224V183H226L225 182ZM231 181V180H230ZM3 182V181H2ZM5 182V181H4ZM47 182V183H46ZM61 182V183H60ZM72 182V181H71ZM113 182H116V180H114ZM159 182V181H158ZM158 182L156 183V184H158ZM168 182H169V180H168ZM167 182V183H168ZM219 182V183H220ZM259 182V181H258ZM6 184L5 185H7V182H5ZM21 183V182H20ZM101 183V182H100ZM112 184V185H109V184ZM153 183H154V181H153ZM164 184H165V182H163ZM184 183H185V181H184ZM183 182H182V184H184ZM223 183V184H224ZM230 183V182H229ZM239 183V182H238ZM244 183V182H243ZM0 184H2V183H0ZM8 184H11V182L10 183H8ZM22 184L23 183H21L20 184V186L22 187ZM38 184H39V182H38ZM38 184H37V186H38ZM148 184L149 185H153V186H156L155 184H152V183H149L148 182ZM221 185H222V183H220ZM261 184H262V182H261ZM14 185V184H13ZM17 186H19V183H17L16 184ZM16 185L14 186V188H17L16 187ZM24 185V184H23ZM27 185V184H26ZM72 185V184H71ZM74 185H76V184H74ZM114 185H115V183H114ZM147 185V184H146ZM167 185V184H166ZM190 185V184H189ZM192 185V184H191ZM228 185V184H227ZM236 185V184H235ZM239 185V184H238ZM238 185L237 186H233L234 188H236L237 190L239 189L238 188ZM248 184H246L245 185V183H244V187H242V188H244V189H242L241 187V189H242V191H246V186H247ZM249 185H251V184H249ZM248 185V186H249ZM259 185V184H258ZM42 186V185H41ZM145 186V185H144ZM144 186H142V187H144ZM159 187L161 186V185H158ZM220 186V185H219ZM224 186V185H223ZM240 186H241V184H240ZM252 186V185H251ZM262 186V185H261ZM12 186L10 185V188H8L7 186H6V188L5 187H2V188H5L6 190H8V189H10V190H8V191H10V192H12L13 191V193L15 192L14 190H12L11 191V188ZM25 187V186H24ZM36 187V185H34V187H33V189H35V191L37 190V191H39V189H38V187L37 188H35ZM43 187V186H42ZM41 187V188H42ZM157 187V186H156ZM158 187V188H159ZM162 187V186H161ZM216 187H217V184H216ZM250 187V186H249ZM1 188V189H2ZM8 188V189H7ZM74 189H76V187L74 186L73 187ZM146 188V187H145ZM152 188H154V187H152ZM151 188V189H152ZM158 188H155V189H158ZM164 188H166V187H164ZM220 188V187H219ZM0 189V190H1ZM18 189V188H17ZM16 189V190H17ZM22 188H19V190H17L18 192L17 193H19L20 195H22V191L23 190H21ZM24 189H26V188H24ZM42 189H44V188H42ZM46 189V188H45ZM86 189V190H87ZM163 189V188H162ZM175 189V188H174ZM173 189V190H174ZM223 189V188H222ZM261 189V188H260ZM28 190V188L25 190V191H27ZM85 190V191H86ZM127 191V193H125L124 194V191ZM146 189H144V191H145ZM150 190V189H149ZM153 190V189H152ZM159 190V189H158ZM216 190H217V188H216ZM221 190V189H220ZM224 190V189H223ZM231 189H230V187H229V191H230ZM248 190V189H247ZM255 190V189H254ZM258 190V189H257ZM2 191V190H1ZM25 191H24V193H25ZM30 191V190H29ZM34 191V192H35ZM84 191V190H83ZM83 191H81V193L80 194H82L83 193ZM84 191V192H85ZM125 191V192H126ZM160 191H162V190H160ZM164 191V190H163ZM229 191H227V192H219V194H220V197H224V198H226L227 199V197H228V199H230V198H233L234 199V197L235 196H237L236 195V193H233V191L231 192V193H229ZM260 191V190H259ZM262 191H264V190H262ZM2 192H4V191H2ZM2 192H0V193H2ZM130 193V195H129V193ZM153 192H154V190H153ZM153 192L151 193V195H153ZM173 192V191H172ZM251 192V191H250ZM254 192V191H253ZM5 193V192H4ZM4 193H2V194H4ZM9 193V192H8ZM12 193V194H13ZM33 193V192H32ZM30 194V193H26V195H25V197L27 198L28 196L27 195H33V194ZM47 193V194H46ZM72 193H74V195L72 194ZM111 194H112V192H110ZM109 193V194H110ZM140 193L138 194V196L139 197H142V196H145L144 194H143V192L141 193V195H140ZM146 193V192H145ZM149 193H150V191H149ZM160 193V192H159ZM162 193V192H161ZM238 193V192H237ZM241 193V192H240ZM245 193H247V191L245 192ZM244 193V194H245ZM256 193H257V191H256ZM15 194H16V192H15ZM14 194V195H15ZM38 194V193H37ZM78 194V193H77ZM96 194V193H95ZM115 194V193H114ZM127 194H128V196H127ZM143 194V195H142ZM163 194V193H162ZM162 194H159L160 196L162 195ZM258 194H259V192H258ZM52 195H47L46 196V198L48 197V196H52ZM71 195L72 196H76L75 198H73V199H71ZM89 195V194H88ZM93 195H94V193H93ZM92 195V196H93ZM168 195V194H167ZM245 195H247V194H245ZM251 195V198L250 199H252V194H250ZM255 195H257V194H255ZM5 196V195H4ZM4 196H2L3 198H5ZM19 196V195H18ZM18 196H16V199L14 200V198H13V201H14V203H7L8 205L6 206V204H2V202H1V204L0 205H2L3 207L4 206H6L8 209L10 208V206H11V208H14L13 207V205H15V204H18V201L20 200V199H23V198H20V199H18L17 197ZM79 196H81V195H79ZM78 196V197H79ZM83 196V195H82ZM92 196H91V194H90V196H88V197H91L92 198ZM113 196V195H112ZM150 196V195H149ZM156 196V195H155ZM172 196V195H171ZM170 196V197H171ZM174 196H176V195H174ZM241 196V195H240ZM8 197H10V196H8ZM7 197V198H8ZM13 197V196H12ZM15 197V196H14ZM24 197V198H25ZM35 197H37V196H35ZM34 197V198H35ZM85 197V196H84ZM97 197V196H96ZM153 197V196H152ZM152 197H150L151 199H152ZM219 197V196H218ZM230 197V198H229ZM242 197V199H243V197L244 196H241ZM246 197V196H245ZM264 197V196H263ZM3 198H1V199H3ZM11 198V197H10ZM48 198H50V197H48ZM144 198V197H143ZM148 198V197H147ZM149 198V199H150ZM160 198V197H159ZM162 198H164L163 196H162ZM161 198V199H162ZM236 198V197H235ZM239 198V197H238ZM262 198V197H261ZM55 199V198H54ZM85 199V198H84ZM99 199V198H98ZM141 199V198H140ZM145 199V198H144ZM170 199V198H169ZM169 199H167L168 201H169ZM222 199V198H221ZM247 199V198H246ZM35 200V202H37L36 200L37 199H34ZM46 200V199H45ZM56 200V199H55ZM72 200H74L73 202H72ZM80 200V199H79ZM94 200V199H93ZM117 200V199H116ZM142 200V199H141ZM146 200V199H145ZM164 200V199H163ZM224 200V199H223ZM138 203H140L139 202V198H138ZM144 201V200H143ZM165 201V200H164ZM174 200H172V202H173ZM246 201V200H245ZM248 201V200H247ZM263 201H264V198H263ZM262 200L260 201V202H263ZM24 202V204H26V202H25V200L23 201ZM33 202V201H32ZM46 202H47V200H46ZM111 202H113V201H111ZM110 202V203H111ZM166 202V201H165ZM170 202V201H169ZM20 203V202H19ZM55 203V202H54ZM75 203V204H74ZM96 203V202H95ZM110 203L108 204V205H110ZM113 203H116V202H113ZM113 203H111V205L113 204ZM146 203H148V202H146ZM145 203V204H146ZM9 204H11L10 206H9ZM21 204H22V202H21ZM23 204V205H24ZM82 204V203H81ZM116 204H118V200H117V203ZM118 204V206H120ZM158 204H159V202H158ZM174 204V203H173ZM23 205H20V209L23 207L25 210H27L28 209V206L27 207H24ZM170 205H172V203L170 204ZM17 206H19V205H17ZM22 206V207H21ZM113 207H114V205H112ZM141 206V205H140ZM142 206H144V204L142 205ZM141 206V207H142ZM158 206V205H157ZM1 207V206H0ZM80 207H81V205H80ZM84 208L86 207L85 205L83 206ZM116 207V206H115ZM140 207V208H141ZM146 206H144L143 208H145ZM156 207V206H155ZM164 207V204L162 205V204H159V207H157V208H159V209H157V210H155L156 211V214L157 215H155V217H157V216H159V217H162V215L164 214L163 213V208ZM30 208V207H29ZM40 208V207H39ZM52 208V207H51ZM82 208V207H81ZM109 209H110V207H108ZM117 208V207H116ZM170 208V207H169ZM6 209V208H5ZM4 209V210H5ZM15 209V208H14ZM20 209H15V210H20ZM23 209V210H24ZM54 209V208H53ZM80 209V210H79ZM83 209V208H82ZM142 209V208H141ZM10 210V209H9ZM51 210V209H50ZM84 210V209H83ZM93 210V209H92ZM106 210H108V209H106ZM149 210V209H148ZM85 211V210H84ZM116 211V210H115ZM114 211V212H115ZM138 211V214H139V210H137ZM141 211V210H140ZM173 211H174V209H173ZM1 212V211H0ZM7 212H8V210H7ZM12 212V211H11ZM10 212V213H11ZM13 212H15V211H13ZM17 212V211H16ZM15 212V213H16ZM30 212V211H29ZM81 212V211H80ZM86 212V211H85ZM84 212V213H85ZM147 212V211H146ZM178 212V211H177ZM194 212V211H193ZM3 213V214H2ZM46 213V214H47ZM107 213V211H105V214ZM142 213V211L140 212V214ZM145 213V212H144ZM174 213V212H173ZM195 213V212H194ZM0 214H2V215H0V217H3V218H6V217H4V215H6L7 213L6 212H4V211H2ZM11 214H13V213H11ZM86 214L87 213H85L84 215L86 216ZM134 214H135V212H134ZM149 214V212L147 213V215ZM151 214V213H150ZM8 216H9V213L7 214ZM79 215V218L77 217ZM144 215V214H143ZM168 215V214H167ZM7 216V217H8ZM94 216V215H93ZM105 216V215H104ZM153 216V215H152ZM11 217H16V215L14 214V216L13 215H11ZM69 217V218H70ZM82 217V216H81ZM86 217H88V216H86ZM133 217V216H132ZM159 217H157V218H159ZM168 217V216H167ZM169 217H170V215H169ZM26 218V217H25ZM35 218H37V219H35ZM77 218H78V220H77ZM90 218H88V220L90 219ZM93 218V217H92ZM103 218H105V217H103ZM6 219H8V218H6ZM57 219V220H56ZM83 219H85V217L83 218ZM83 219H82V221H83ZM145 219H146V217H145ZM145 219H144V217H143V220L145 221ZM160 219V218H159ZM159 219H157V220H159ZM171 219V218H170ZM3 220V219H2ZM2 220L0 219V221L2 222ZM11 219H9V221H10ZM26 220V219H25ZM56 220V221H55ZM63 220H65V219H63ZM66 220V221H67ZM76 220V221H75ZM90 220H92V219H90ZM134 220V219H133ZM135 220H138V222H139V218L138 219H135ZM134 220V221H135ZM165 221H166V219H165ZM170 221V220H169ZM168 220H167V222H169ZM0 222V223H1ZM11 223V221L10 222H8L9 224L11 223V224H14V223ZM59 222V221H58ZM57 222V223H58ZM61 222V221H60ZM166 222V223H167ZM170 222H172V221H170ZM3 223V222H2ZM1 223V224H2ZM7 223V222H6ZM6 223H3V225H9V224H6ZM68 224H69V221L67 222ZM142 223V222H141ZM175 223H177V222H175ZM23 224H24V226H23ZM80 224V223H79ZM135 224V223H134ZM140 224V223H139ZM143 224V223H142ZM171 224V223H170ZM57 225V224H56ZM86 225V226H85ZM124 225V224H123ZM155 225V224H154ZM162 225V224H161ZM175 225H177V224H175ZM11 225H9V227H10ZM22 226H23V229H22ZM69 227H70V224L68 225ZM133 226H135V225H133ZM13 227V226H12ZM12 227H11V229L10 230H8L9 228H5L6 230H8L7 232V234H8V237L9 238H11V236H9V234L11 235V234H13V232H15V231H13L14 229H12ZM47 228V230H46V232H45V230H44V228ZM57 227V226H56ZM56 227H54L53 228V230L56 228ZM126 227V226H125ZM170 227V226H169ZM168 227V228H169ZM172 227V226H171ZM174 227V226H173ZM2 228H4V227H2ZM1 228V229H2ZM73 228V227H72ZM128 228V227H127ZM126 228V229H127ZM16 229V230H17ZM38 229H39V231H38ZM40 229H43L44 230V232L42 233V231L43 230H41L40 231ZM71 229V228H70ZM69 229V230H70ZM83 229V230H84ZM154 229H155V227H154ZM156 229H158L157 227H156ZM183 229V228H182ZM6 230H5V232H6ZM20 230V231H21ZM56 230V229H55ZM66 230V229H65ZM72 230H74V229H71V231ZM162 230V229H161ZM179 230V229H178ZM19 231V230H18ZM4 231H3V233H1V234H6ZM39 232H40V234H39ZM53 232V231H52ZM60 232V231H59ZM80 232H82V233H80ZM113 232V233H112ZM117 232H116V234H117ZM169 232V231H168ZM16 233H17V231H16ZM18 233H20V232H18ZM53 234H55V236L53 235ZM60 234V233H59ZM62 234V233H61ZM115 234V235H116ZM156 235H157V233H155ZM164 234V233H163ZM175 234V233H174ZM48 235L46 236V237H48ZM58 235V234H57ZM96 235H99V236H96ZM168 235V234H167ZM177 235V234H176ZM37 236V238H35V239H38V241H32V243L34 242L35 244H36V246H34L32 243H31V240L33 239L34 240V237H36ZM42 236V237H43ZM67 236V235H66ZM199 236V235H198ZM201 236V235H200ZM2 237H5V235H3ZM1 236H0V238H2ZM7 237V238H8ZM168 237V236H167ZM178 237V236H177ZM176 237V238H177ZM184 237V236H183ZM208 237V236H207ZM14 238V237H13ZM12 238V239H13ZM117 238H118V236H117ZM126 238V237H125ZM169 238V237H168ZM179 239H180V237H178ZM201 238H203V237H201ZM223 238V237H222ZM236 238V237H235ZM15 239V238H14ZM71 239V240H70ZM131 239V238H130ZM129 239V240H130ZM159 239V238H158ZM164 239V238H163ZM173 239V238H172ZM194 239H195V237H194ZM234 239V238H233ZM237 239V238H236ZM2 240V239H1ZM4 240V239H3ZM8 240V239H7ZM6 240V241H7ZM15 240H17V239H15ZM70 240V241H69ZM128 240V241H129ZM144 240V239H143ZM5 241V240H4ZM53 241H54V244L51 246V244L53 243ZM119 241V240H118ZM158 241V240H157ZM163 241V240H162ZM203 241V240H202ZM205 241H207V239L205 240ZM9 242H10V240H9ZM13 242V241H12ZM14 242H16V241H14ZM66 242V243H65ZM68 242H70V243H68ZM121 242H122V240H121ZM125 242H127V241H125ZM170 242V241H169ZM173 242V241H172ZM175 242H177V240L175 241ZM188 242V241H187ZM210 242V241H209ZM43 243V244H44ZM68 243V244H67ZM156 243V242H155ZM171 243V242H170ZM186 243V242H185ZM203 243V242H202ZM205 243V242H204ZM122 244V243H121ZM178 244V243H177ZM187 244H189V243H187ZM206 244V243H205ZM204 244V245H205ZM7 245V244H6ZM16 245V244H15ZM17 245V246H18ZM31 245H32V247H31ZM39 245V244H38ZM115 245V244H114ZM127 245V244H126ZM129 245V244H128ZM154 246H155V244H153ZM186 245V244H185ZM184 245V246H185ZM190 245V244H189ZM200 245V244H199ZM151 246H152V244H151ZM194 246V245H193ZM192 246V247H193ZM13 247V246H12ZM47 247V248H46ZM119 247H120V244H119ZM122 247V246H121ZM164 247V246H163ZM191 247V248H192ZM198 247V246H197ZM200 247H202L201 245H200ZM205 247V246H204ZM206 247H207V245H206ZM1 248V247H0ZM8 248V247H7ZM14 248V247H13ZM13 248H10V253H11V250L13 249ZM41 248V245H39V250L41 249V252H43V249ZM114 248H116L117 249V247L116 246H114ZM124 248V247H123ZM149 248V247H148ZM154 248V247H153ZM164 248H167L166 246L164 247ZM181 248V247H180ZM186 248V247H185ZM190 248V247H189ZM203 248V247H202ZM210 248V247H209ZM206 249V248H205ZM8 250V249H7ZM14 250H16V248L14 249ZM14 250H12V251H14ZM149 250V249H148ZM153 250V249H152ZM188 250V249H187ZM204 250V249H203ZM3 251V250H2ZM32 251V250H31ZM151 251V250H150ZM155 251V250H154ZM168 251V250H167ZM185 251H186V249H185ZM197 251V250H196ZM200 251H201V248H200ZM9 252V251H8ZM7 252V254H5L6 256H8V253ZM145 252V251H144ZM186 252H188V251H186ZM193 252V251H192ZM203 252V251H202ZM14 253V252H13ZM13 253H11V254H9V255H12ZM31 253H36L35 251L34 252H31ZM164 253V252H163ZM197 253V252H196ZM195 253V254H196ZM204 253V252H203ZM34 254H32V255H34ZM44 254V253H43ZM107 254V255H108ZM149 254H151V253H149ZM152 254H154V253H152ZM151 254V255H152ZM166 254H167V252H166ZM165 254V255H166ZM188 254V253H187ZM195 254H193V255H195ZM2 255H4V253H2L1 254V256H0V259L2 258ZM28 255V254H27ZM26 255V256H27ZM36 255V254H35ZM76 255V256H75ZM134 255V254H133ZM173 255V254H172ZM189 255H191L190 253H189ZM17 256V255H16ZM19 256H20V254H19ZM38 256H40V255H38V253H37V256H35L36 258H41V256L40 257H38ZM116 256H118V253H117V255ZM153 256V255H152ZM158 256V255H157ZM161 256V255H160ZM159 256V257H160ZM197 255H195V257H196ZM8 257H10V256H8ZM8 257H6V258H8ZM21 257V256H20ZM34 256H33V258H35ZM71 257V258H70ZM106 257H109V255L108 256H106ZM136 257H138V256H136ZM166 257H167V255H166ZM172 257V256H171ZM190 257V256H189ZM195 257H194V259H195ZM204 257H205V254H204ZM5 258V259H6ZM12 258H13V255H12ZM15 258V257H14ZM35 258V259H36ZM163 258V257H162ZM165 258V257H164ZM168 258V257H167ZM173 258V257H172ZM197 258H199V257H197ZM202 258H203V256H202ZM5 259L3 260V261H5ZM16 259V258H15ZM14 259V260H15ZM26 259V258H25ZM24 259V260H25ZM31 259H32V257H31ZM31 259H29L30 261H31ZM112 260H113V258H111ZM169 259V258H168ZM190 259H192L191 257H190ZM2 260V259H1ZM19 260L20 259H18L17 260V264H18V262H19ZM23 260V259H22ZM28 260V261H29ZM41 260H43V259H41ZM40 260V261H41ZM89 260V264H90V262H92V261H90V259H88ZM162 260V259H161ZM205 259H203V261H204ZM226 260V259H225ZM3 261H1V264L3 263ZM27 261V260H26ZM27 261V263H31L32 261V263L34 264V260L32 259V261L31 262H28ZM36 261V260H35ZM40 261L39 260H37V263L39 262L40 263ZM44 261H45V259H44ZM44 261H43V263H44ZM77 261H78V259H77ZM84 261V260H83ZM83 261H81V262H83ZM105 261V260H104ZM103 261V262H104ZM108 261V260H107ZM110 261V260H109ZM108 261V262H109ZM114 261V260H113ZM163 261V260H162ZM193 261H196V260H193ZM7 262H8V260L5 262V264H7ZM21 262V261H20ZM24 262V261H23ZM42 262V261H41ZM49 262H51V263H49ZM81 262H79V263H81ZM115 262V261H114ZM168 262V261H167ZM166 262V263H167ZM171 263H172V261H170ZM180 262V261H179ZM202 262V261H201ZM15 263H16V261H15ZM26 263V262H25ZM64 263H62V264H64ZM69 262H67L66 264H68ZM74 263H76V262H74ZM93 263V264H94ZM113 263V262H112ZM161 263H163V262H161ZM164 263H165V261H164ZM165 263V264H166ZM174 263V262H173ZM176 263V262H175ZM194 263V262H193ZM23 264V263H22ZM41 264V263H40ZM73 264V263H72ZM87 264V263H86ZM102 264V263H101ZM106 264H108L107 262H106ZM203 264V263H202ZM206 264V263H205Z\"/></svg>",
  "mask_w": 264,
  "mask_h": 264
}]
</instances>
